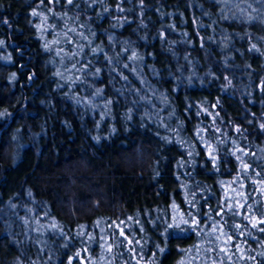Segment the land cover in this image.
I'll use <instances>...</instances> for the list:
<instances>
[{"label":"rangeland","instance_id":"rangeland-1","mask_svg":"<svg viewBox=\"0 0 264 264\" xmlns=\"http://www.w3.org/2000/svg\"><path fill=\"white\" fill-rule=\"evenodd\" d=\"M0 160V264H264V0H0Z\"/></svg>","mask_w":264,"mask_h":264},{"label":"trees","instance_id":"trees-1","mask_svg":"<svg viewBox=\"0 0 264 264\" xmlns=\"http://www.w3.org/2000/svg\"><path fill=\"white\" fill-rule=\"evenodd\" d=\"M25 37L30 38V36ZM31 55L33 56V53H31ZM121 153L122 151H119L117 155H106L102 157L98 155H91L90 153H88L90 154L89 156H91L89 170L88 172H86L87 178L90 179L89 183L95 184L99 186V188L103 189L105 192L103 193V196L106 199H108V196H112V194L114 193L113 191H115L114 188H118V191H116V193L119 195V198H117V200L115 201L117 206H122L121 204L124 200L120 199L122 197V193L119 192V190H123V192L126 191L124 193L130 192V194H133L134 197H137L140 194L142 197H145L144 200L151 196H154L158 190L156 191L151 186L147 187V184L138 177L135 164H128L127 166V164H125V160H123V154ZM72 159L73 158H70L68 161H71ZM53 170L52 175L56 178L57 175H59V172H53ZM6 171V166L0 160V174L2 175V173L4 174ZM97 179L101 180L99 181L100 183L95 182ZM128 186H130V188H128ZM145 189H147L146 194H144ZM88 196H90V194H88L87 197ZM126 197L127 196H125L124 198ZM58 259V264H81L82 261L81 259L75 257H59Z\"/></svg>","mask_w":264,"mask_h":264},{"label":"snow or ice","instance_id":"snow-or-ice-1","mask_svg":"<svg viewBox=\"0 0 264 264\" xmlns=\"http://www.w3.org/2000/svg\"><path fill=\"white\" fill-rule=\"evenodd\" d=\"M68 2H69V3H71V2H72V0H68ZM262 222H264V221H262Z\"/></svg>","mask_w":264,"mask_h":264}]
</instances>
